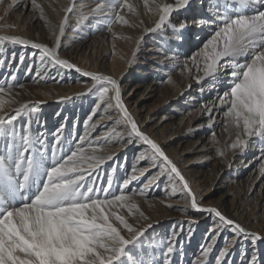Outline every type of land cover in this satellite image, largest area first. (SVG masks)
<instances>
[{
	"label": "snow or ice",
	"instance_id": "snow-or-ice-1",
	"mask_svg": "<svg viewBox=\"0 0 264 264\" xmlns=\"http://www.w3.org/2000/svg\"><path fill=\"white\" fill-rule=\"evenodd\" d=\"M191 3L192 0L171 3L143 0V7L156 17L154 27L146 31L156 32L166 26L171 29L166 41L169 47L162 51L164 60L175 64L178 56L173 41H184L185 31L192 25L210 30V35L200 41L202 46L198 51L188 57L193 67L185 63L183 68L189 74L195 69L194 79L201 92L204 81L210 79L208 87L216 99L202 106L209 117L208 126L212 127L213 110L223 109L225 130L231 127L235 131L230 148L243 153L251 139L264 142V0H209V15H181L174 22L173 14L189 9ZM31 5L44 18V6L37 0H31ZM75 7L76 0H69L63 8L65 15L51 30L55 37L53 46L16 35H0V46L9 43L37 50L33 55L38 54L42 66L37 76L47 73L49 67H58L90 78L92 85L88 92L98 101L88 117L90 123L85 125L84 135L77 137V144L65 140L62 126L53 134L50 147L38 119L37 130H33L32 114L38 108L27 103L11 107L16 104L13 84L0 83V264H173L175 254L182 256V249L176 243L177 233L153 246L154 250L160 249L157 259L154 251L142 250L141 238L152 224L134 226L130 222L138 217L149 219L134 198L146 196L160 177L168 181L173 195L179 189L182 197L189 199L191 209L215 217L208 242L191 264H210L219 235L226 229H231L233 239L225 240L214 264H230L232 250L241 237L249 241L252 249L249 252L247 246L242 247L243 264H264V255L258 248L264 242V234L249 231L218 208L201 204L181 169L139 126L124 102L119 81L111 75L82 70L61 57V39ZM125 10L139 15L130 0H102L91 9L90 15L103 17L111 31L112 24L134 26ZM87 19L89 15L82 14L77 24ZM11 80L15 81V76ZM167 82L172 83L170 75ZM110 112L112 115H108ZM97 113L102 114L93 124ZM21 117L27 118L17 124ZM105 118L112 119L111 126L100 125ZM97 125L105 131L92 136ZM113 142L142 144L137 161L147 162L144 168L134 164L133 175L123 179L115 191L111 177L101 187L94 176L106 160H114L115 154H103L104 146ZM219 154L224 155L223 151ZM260 158L264 160V149ZM153 168L156 172L142 188L129 189L131 181L138 179L136 173L145 174ZM260 170L264 172V163H260Z\"/></svg>",
	"mask_w": 264,
	"mask_h": 264
},
{
	"label": "rangeland",
	"instance_id": "rangeland-1",
	"mask_svg": "<svg viewBox=\"0 0 264 264\" xmlns=\"http://www.w3.org/2000/svg\"><path fill=\"white\" fill-rule=\"evenodd\" d=\"M80 1L76 0V4L79 3ZM198 1L200 0H192V3L189 9H193L197 5L201 6L200 5L201 3L198 4ZM37 3L42 4L43 6H47L46 8H48V10L51 9L53 12V15L56 18L59 17L58 14L60 13H59L58 3H55L53 0H47V1L37 0ZM134 4L136 5V8L141 14V16L146 15V14L148 15L147 10L143 7V0H136L134 1ZM186 11L187 10H181L178 13H174L173 21L176 22L181 15H189V16L193 14L202 15V16L206 15L203 13L204 10L201 11L202 13L199 12L198 10H196L198 13L195 11H193L192 13H186ZM39 12H40L39 9L32 7L31 0H22L20 4L17 7H15V9L13 10V15L15 14L21 15L22 21L27 23L28 28L34 30V29L41 28L39 26V23L36 20L31 19L33 18L34 15L35 16L38 15ZM124 14L135 25H138L139 23H142L141 21H143V18H141V16L129 14L127 10H125ZM99 20L102 21V19H99ZM147 20L150 21L152 19L147 18ZM88 21L89 19L81 23V26H83L84 32H80L78 35L79 37H75V39H72V43H70L71 45L69 46L67 45L65 48L60 49V52L63 53V57L75 63L77 61V57L74 58L75 55L77 54L75 53V50L79 49L78 54L83 53L84 54L83 56H85L88 61L90 60L92 62H98L99 64L102 61H105L104 63L102 62L104 65H108L109 67L110 66L118 67V63H115V65L112 64L113 54L111 50H114L113 47H118L117 45L119 44V42L114 41L113 38H111L112 31L108 30V22H107V25H104L105 22L103 21L99 23L103 25L104 29L98 28L99 30H95V32H91L84 25V23L89 25L90 22ZM72 24H75V26ZM70 25L71 27L73 26L74 28L77 27V29L81 27V26L79 27L80 24L78 25L77 22L75 21H71ZM114 25L115 24H112L111 28ZM130 28L134 30L132 27ZM189 28L191 29V31L189 33L190 35L188 36V40H186V42L189 41V44L186 43L185 48H184L185 50L177 54V55H180L178 57V60L176 61V62H179L177 63L178 68L183 66L181 62H184V63L188 62L189 60L188 57L194 54L196 51H198L197 48L202 46L200 41L204 40V39H201V40L196 39L197 35L195 34V31L197 33L198 30H196L197 28L194 25L190 26ZM66 29L67 28H65V34L61 39V42L64 44H66L65 42L66 38L68 39V36L66 35L67 33ZM130 30L128 31L126 30V31L129 32ZM126 31L125 33L127 34ZM163 31L165 33L164 35L167 36V34H170L171 29L167 28L166 26L165 29L156 31L153 34L143 35L141 39L142 46L132 54V56L129 58V61L125 60L128 63V69L121 77V80H120L121 87L125 86L126 94H128L130 98L133 97L131 98V105L133 108H135L138 111V113H140L141 119L146 123L145 127H147V129H153V130L155 129V131L157 130L161 138L164 135V134L163 135L161 134L162 131H165V133L171 136L169 138L170 140L167 139L166 142L164 143L165 148L168 151H173L172 156L176 158L178 167L184 172V174L186 175V179L190 178L196 181L198 180V182H201L204 188L202 192L206 191L205 186H207V188L209 187V190L207 191L208 193L204 196L203 200L206 203L211 204L212 207L218 208V206H221L225 212L224 213L225 215H227L226 213L233 215L235 213V205L237 203V197L234 198L236 194L235 192L236 187L234 186L236 185V183H238V181H240L239 182L240 184H238V186L240 185L241 189L243 190V197L241 196V199L243 201H247V204L249 207H253V212L255 210L259 214H262V217L259 222L260 226L255 230L256 232L264 234V172H261L260 170V163H264V160H261L260 156L258 157L261 149H264V142H262L259 139H256L257 141L255 142V139H254L251 142H249L248 148L245 152L241 153L240 151H236L234 155L232 156H231V153H227L226 155L225 154L226 151L228 150L232 151V149L230 148V144L235 140V131L231 127H229L227 131L225 130V124H224L225 118L223 117V114H222L223 109H221L219 112L214 113V119L211 121L212 127H208L209 117L204 111V113L201 114V116L197 119H198V123L204 126V128L205 127H208V128L204 132L196 129L195 131H192L191 133V126L188 127V120H185L184 122H182L180 120L182 113L180 112L178 113L174 111L173 108L178 103L180 104L182 101H185L184 99H186L187 96L192 94V91H190L189 89L184 90L182 94L178 96L177 99L168 100L169 96L173 95L174 90L173 88H167V89L165 88L164 84L162 83L164 81V77L159 74L160 71L158 68L150 69L149 72L151 74L147 75V78L145 79V81L138 79V78H133V75H135L134 70L136 71L137 66L140 65V64H136L137 61L139 60L145 61L143 66L145 68L150 67L149 63L151 62V60L146 59L145 56L148 54V48H150L155 42V38L157 34H161ZM133 33H134L133 31L129 32L128 35L131 36ZM209 35L210 33L208 32L206 36H209ZM129 36L126 37L125 39L127 40ZM164 39H167V37H164ZM121 40H123V38H121ZM120 43L124 44L122 42ZM75 45H78V46H75ZM95 47H96V52H93ZM107 50L109 51V54H107L106 52ZM105 52L107 55L105 54L106 56L103 58V54ZM20 53H21L20 51L17 52L15 56L17 57V60L13 59V62H15V64H13V67L18 65L17 62L20 60L19 59ZM162 53L163 52L159 54H162ZM0 60H1L0 77L1 79H5L3 83H5L6 81L9 83L10 81H12L11 74L5 73L3 69H5L4 67L7 68L8 66H10L11 64L10 61L12 60V53L10 52L5 58H2V59L0 58ZM165 62H172V61L165 60ZM28 65L29 63H27V67ZM34 69H36V67ZM65 70H68V69H65ZM69 71L72 74V78L70 79L71 81L68 80L66 82H63V84L64 85H68V84L75 85L78 80L76 79L74 80V77L77 76V78H80L78 77L79 72H76L75 70H69ZM172 72L173 74L174 73L177 74L178 69L176 68ZM24 74L21 73L19 77L15 79V81H12L13 88H15L13 92L19 91L17 95V100H16L18 103H16L15 105L24 101L23 99L25 95H22L20 92H23L26 89L30 90L32 88V85L34 84V82H32L31 79L25 78ZM185 79L186 78H181L179 80V85L180 83L182 85H185L186 84ZM128 82H130L131 84L134 82H138L141 84V86L136 87L134 90H132L133 87ZM209 83H210V79H206L204 81V87L207 84L209 85ZM20 85H24V86L20 87ZM191 87L192 89H196L195 93L197 92L198 89H200V86L197 84ZM222 90H223V87H221V91ZM203 92H205L204 93L205 98L202 97L201 103H205L209 101L212 90L209 89V87L207 86ZM90 96L92 97V94H90ZM137 99L139 100L136 101ZM94 101L89 102V105L85 103L82 104L81 109L86 108V111L81 110L80 114L78 115V121H77L78 124L83 125V123L85 122L87 118L88 112L93 108V104L95 103ZM182 110H184V108ZM48 111H52V115L49 118L51 117L56 118V114L58 113L56 109L48 110ZM48 111L45 114L46 120H47V117L49 116ZM77 111H78V107H77ZM74 114L75 112L73 111L72 115L70 114L69 117L68 116L66 117V115H64L63 113L57 117V119L61 118L62 116H63V119L67 118L66 123L68 124V129L65 131V135H67L68 138H71L73 135L72 134L73 132L72 129L74 127L73 123L74 122L76 123L75 121L76 118ZM26 118L27 117H21V120L19 119L17 121V124L21 123ZM45 118H43L42 116L40 117L41 120L39 119V121L43 124ZM57 122L58 123L55 124L54 126L52 124L56 122L54 120L53 122H51V126L49 127V132H53L55 128L59 126L58 124L61 122V120H57ZM213 132L215 133V138L213 137ZM51 136L52 137L49 143L53 145L54 136L53 134ZM77 141H78L77 137L74 136V140L72 141L73 144H75ZM162 141H165V139H162L161 142ZM138 144L139 143H133V148H131L130 150H127V152L126 150L125 151L122 150L121 153H119L120 155L118 157L119 159L118 165L120 167L119 168L120 176H119V183H118L119 186L117 188L120 187V184L123 181V178L126 176L127 173L130 172L132 168L133 161L135 160L137 151H138V149H134V148H137ZM257 148L259 150H257ZM215 150H216V153L214 154V156L216 155L219 158L217 164H214L215 159L208 160L207 159L208 157L204 156V154L206 153L209 154V152L210 154H212V152L214 153ZM236 150H239V149H236ZM221 151H223L224 153L223 156L219 154ZM188 163L191 164L189 165V167H187ZM226 165H228L227 170L222 171L220 175L217 177L216 173L219 172V168L221 167L222 169L226 168L227 167ZM238 166H239L238 168L239 171H241L240 172L241 175L234 177L233 169ZM152 171L153 170H151V172H149L147 176H150ZM109 173H110V168L107 167V170L104 174L105 176L103 177L102 181H100V178L98 176L96 177L97 183L99 186L102 187L105 185L106 180L109 177ZM163 180L160 181L157 188L156 186L152 187V190H151L152 192L149 194V196H144V197L148 198L149 200L154 199V198L158 199L159 197H163L161 199L165 200L164 197L166 193H168L169 190L167 189L165 193L162 192V190H164V182L166 181V179L164 178ZM129 186H130L129 189H134L135 183H132ZM136 187L138 189L139 185H137ZM160 190L161 192H158ZM166 198H167V195H166ZM233 199L236 201H233ZM181 210L182 209L180 206L172 207V210H171L172 212H170L171 214L167 216L165 214H159L160 211L156 213L153 209H147L145 216L149 217L148 220L137 219V220L132 221L134 223V226H141V225H146L149 223L152 224V228L147 229V231L145 232V235L141 238V240L143 241L142 250H144V252L148 253V248H149L150 243L153 244V246L157 245L156 239L159 240L160 242L161 239L170 238L173 232L176 233L181 228L179 235L176 238V243L178 247L182 249V256H180L179 254H175V259L173 258V264H191L193 259H195V257L199 254V252H201V247L205 244V241L203 244H202V241L205 238L206 232L210 231L209 229H210V225L213 222L212 221L213 219L211 215L209 214L207 217L202 218L204 215V213L202 212L193 211L192 213L185 215L181 212ZM172 220L174 221V223H171ZM255 221L256 220L254 219L253 222ZM249 222H252V219ZM198 223H202L201 225L198 226L199 227L198 231L200 232L198 233L199 238H195V241L191 240L189 244H186L188 242L189 235H191V233L188 232L189 228ZM242 225L244 226L243 223ZM231 234H233L231 231L224 232L221 234V238L218 241L217 245L215 246L214 252L210 256V264H214L216 253L222 248L223 244L225 243V240H228ZM208 238L209 236H207L205 240L208 241ZM241 239L243 238L241 237ZM194 242H195V249L193 250L191 249V245ZM245 242H246V246H249L248 249L250 250V252L252 250L250 247L251 245L249 244V241L246 239H243V242L241 244L239 245L236 244L238 246V250L235 255V258H237V260L242 257L241 256L242 247H243V243ZM258 248H259L260 254L264 255L263 254L264 242H260L258 244ZM156 258L159 259L160 256H156ZM241 263L242 261L239 262L238 264H241Z\"/></svg>",
	"mask_w": 264,
	"mask_h": 264
},
{
	"label": "bare ground",
	"instance_id": "bare-ground-1",
	"mask_svg": "<svg viewBox=\"0 0 264 264\" xmlns=\"http://www.w3.org/2000/svg\"><path fill=\"white\" fill-rule=\"evenodd\" d=\"M21 1L22 0H16V3L14 5L12 4V0H2V2H0V35H16V36H20L22 38L29 39L33 42H40V43L48 44L49 46H53V42L55 40V37L52 35L51 30L55 25L59 24L62 17L65 15V13L63 12V8L69 4V0H53L55 3H58L59 13H60V14H58L59 15L58 18H56L53 15V12L51 9L48 10V8H46L47 6H44V13H43L44 18L41 17L40 12L38 13V15H36V16L34 15L33 18H31L32 20H36L39 23V26L41 27L39 29H34V30L28 28L27 23L22 21L21 15H18V14L13 15V10L15 9V7H17L20 4ZM77 1H80V0H77ZM134 1H136V0H130V2L133 4H134ZM100 2H102V0H81L79 3L76 4V7H75L76 10L74 9V12L69 14V23L66 26V28H67L66 29V32H67L66 35L68 36V39L66 38V41H65L66 44L61 42L60 49L65 48L67 45L68 46L71 45L70 43H72V39H75V37H79L78 35L80 32H84L83 26H81V24L79 25V27L81 26L79 29H77V27H75V28L73 26L71 27V25H70L71 21L77 22L82 14L83 15H89V21L88 22H90V24L87 25L86 23H84V25L91 32H95V30H99L98 28H100V29L103 28V25L99 24L102 21L105 22L104 25H107V21H105L103 17L90 15L91 9H93L96 6V4L100 3ZM168 2L171 3V2H173V0H168ZM198 4H200L201 6L197 5L193 9H187L186 13H192L193 11L197 12L196 10L201 12L202 10H204L203 13L206 14L205 16L209 15V13L207 11V9L209 7V0H200V1H198ZM205 8H206V10H205ZM139 16H141L140 13H139ZM141 18H143V21H142V23H139L138 25H135L132 23L134 26H127L126 27V25L115 24L111 28L112 29L111 30L112 31V37L111 38H113L114 41L119 42V44L117 45L118 47H113L114 50H111V52L113 54L112 64L115 65V63H118V67H114V66L109 67L108 65H104L103 63L105 61H102L103 63L101 62L100 64L98 62H92L90 60L88 61L86 59V57L83 56L84 55L83 53L78 54L79 49L75 50V53H77L74 57V58L77 57V61L75 62V64H77V66L80 67L82 70L100 72V73H103L106 75H111L119 81L120 86H121V81H120L121 77L128 69V63L125 60L129 61V58L132 56V54L142 46L141 38L143 37L144 34L150 35V34L154 33V32H147L146 29L152 28V26L154 25V21H155L156 17L153 16L152 14L148 13V15L147 14L143 15V16H141ZM147 18H151L152 20L149 21V20H147ZM99 19H102V21H100ZM72 25L75 26V24H72ZM130 27H132L134 30H132ZM126 30L127 31L130 30L129 32L133 31L134 33L131 36H129L128 35L129 32H127ZM196 30H198V31H197V33L195 31V34L197 36H199L200 40L204 39L208 32L210 33V30L208 28H205V29L203 28L200 30L196 29ZM125 31L127 32V34L125 33ZM190 31H191L190 28H188L185 31L186 39L184 41H182L180 43H177L175 41L172 42V47H173L176 54H179V52L180 53L183 52L185 50L184 48H185L186 43L189 44V41L186 42V40H188V36L190 35L189 34ZM164 34H165L164 31L161 34H157V36L155 38V42L153 43V45L150 48H148V54L145 57H146V59L151 60V62L149 63L150 67L145 68L143 66L145 61H140V60L137 61L136 64H140V65L137 66L136 71L134 70L135 75H133V78H138V79L145 81V79L147 78V75L151 74L149 72V70L158 68L160 71L159 74L164 77V81L162 83L164 84L165 88L166 89L167 88H173V90H174L173 95L169 96L168 100L177 99L178 96L180 94H182V92L184 90L189 89L190 91H192V94H190L186 98L188 101L186 99H184L185 101H182L180 104L178 103L177 105H175L173 110L178 112V113L179 112L182 113V115L180 117V120L182 122H184L185 120H188V127L191 126V133H192V131H195L196 129L204 132L209 126L204 128V126H202L200 123H198L197 118H199L201 116V114L204 113V108L202 106L204 104L209 103L210 100H214L216 98L211 93L209 101H207L205 103H201L202 97H204L205 92H201L200 89H198L197 92L195 93L196 89H192V87H189V85L195 86L197 84L196 80L194 79V76L197 74L195 72V69H193L192 74H189L187 72V70L183 68V66L178 68L177 63H179V62H176L175 64H173V62H165V60H164L165 52L162 51V49H167L169 47V44L166 43L167 39H164V37H167V36H165ZM192 34H194V33H192ZM116 36H118V37H116ZM128 36H129V38L126 40L125 38ZM197 36H196V39H197ZM121 38H123V40H121ZM120 42H122L124 44H121ZM75 46H78V45H75ZM109 49H111V48H109ZM19 51L21 52L20 58H19L20 60L17 62L18 65L13 67V64H15V62H13V59L17 60V57H15V56H16L17 52H19ZM10 52L12 53V60L10 61V63H11L10 66H8L7 68L4 67L5 69H3V70L5 71V73H7V74L10 73L11 76H15V79L17 77H19V75L21 73L22 74L25 73L24 77L29 78V79H31L32 82H34V84L32 85V88L30 90L26 89L23 92H20L22 95H25L24 99H23L24 101L20 102L17 105L14 104L15 106L11 105V107H18L20 104L27 103L31 107L36 106L38 108V111L36 113L32 114L33 130L34 131L37 130L36 120L37 119L39 120L40 117H42V116H43V118H45V114L48 110L56 109V111H58V113L56 114V118H53V117L49 118L52 115V111H48L49 116L47 117V120H49L50 122L47 121L45 118L44 122H43V129H41V130L46 131L48 143L51 140V137H52L51 135L54 134L59 128H61L63 126L65 140L72 145L77 144L78 141L75 144H73V142H72L74 140V136L79 137V136L84 135L85 125L90 123L88 120V117L92 114V111L94 110L95 103L98 102L97 98L92 93L88 92V89L92 85L90 78L84 77L79 72L78 77H80V78H77V76H75L76 78L74 77V80L75 79L78 80L75 85H71V84L64 85L63 82H66L72 78V74L70 73L69 70H65V69L58 68V67L57 68L49 67L47 73H42L41 76L36 75L37 71H40L41 67H42L40 64V61H39L38 54L33 55V53L37 52V50L32 49L30 46L26 47V46H22V45H11L9 43H5L3 46H0V58L1 59L5 58ZM93 52H96V47L94 48ZM106 52H107V54H109L108 50ZM106 52L103 54V58L107 55ZM161 52H163V53L159 54ZM168 54L171 55V53H168ZM60 55L62 58H64L63 53L60 52ZM177 56L179 57L180 55H177ZM21 58H23V59H21ZM161 61H163L162 64L160 63ZM0 62H1V60H0ZM27 63H29L30 66L28 65V67H27ZM181 63H182V65L185 64L184 62H181ZM187 64L189 67H193L190 60H188ZM35 67H36V69H34ZM176 68L178 69V73L173 74L172 71ZM29 69H31V70L29 71ZM0 71H1V68H0ZM20 71H21V73H20ZM199 74L203 75L202 72ZM169 75L171 76L172 83L167 82V77ZM181 78H186L185 79V81H186L185 85H182L181 83L179 85V80ZM3 81H5V79H1V77H0V83H3ZM9 83H12V81H10ZM128 83H130V82H128ZM130 85L133 87L132 90H134L136 87L141 86V84L138 82H134L132 84L130 83ZM207 86H208V84L204 87V90ZM14 89L15 88H12V92ZM125 90H126L125 86H122L121 91H122V96H123L124 102H125L126 106L128 107L129 111L135 117V119H136L137 123L139 124V126L141 127V129L144 132H146L157 143H159L161 145V147L164 149V151L166 152V154L177 164L176 158H174L172 156L173 151H168L164 145L166 140L169 139L171 136H169L167 133H165V131H162L161 134L162 135L164 134V135L161 138L159 136L157 130L155 131V129L154 130L153 129H147V127H145L146 123L141 119L140 113H138V111L135 108H133L131 105V98H133V97L130 98V96L128 94H126ZM18 93H19V91L13 92L15 100H17ZM84 93H87V94H84ZM90 94H92V97L90 96ZM5 99H8V97H5ZM138 100L139 99H137L136 101H138ZM92 101H94L95 103L93 104V108L88 112L85 122L83 123V125L78 124L77 123L78 115L80 114L81 110L86 111V108L81 109L82 104L85 103V104L89 105V102H92ZM40 102H42V103H40ZM16 103H18V102L16 101ZM77 107H78V111H77ZM183 108H184V110H182ZM75 109H76V111H75ZM73 111L75 112L74 116L76 118L75 119L76 123L75 122L73 123L74 127L72 129L73 130L72 137L68 138L67 135H65V131L68 129V124L66 123L67 118L63 119V116H62L61 118L57 119V117L59 115H61L62 113L64 115H66V117L67 116L69 117L70 114L72 115ZM215 112L216 111H214V113ZM101 114L102 113H97V116L93 117V120L91 123L94 124L96 119ZM108 115H112V113L110 112ZM115 118L116 117L113 115L112 119H115ZM19 119L21 120V118H19ZM112 119L105 118L104 120L100 121V125L111 126L112 125ZM53 120L56 122V123L52 124L53 126L59 122V121L57 122V120H61V122L58 124L59 126H57L53 132H49V127L51 126V122H53ZM104 131H105L104 128L97 125L95 128V131L92 132V136H96L98 133H103ZM162 139H165V141L161 142ZM254 139L256 142L257 138H253L249 142H251ZM49 146L51 147L52 145L49 143ZM137 146H138L137 148H134V149H138V151H137L136 158L133 161V165L136 164L137 167H140V168L147 167L146 161H137V157L140 154L142 148L144 147L142 144H138ZM66 147H67V145H65V148ZM212 147H214V146H212ZM131 148H133V144H119L118 145L114 142L106 144L104 146L103 154L104 155L115 154V158H114V160H106V162L100 167V169L97 171V173H94L95 178L98 176L100 178V181H102L103 177L105 176L104 174L107 170V167H109L110 168L109 177H111L113 179V182H114L113 183V191H115L117 189V187L119 186L118 185L119 176H120L119 175V168L120 167L118 165V161H119L118 157L120 155L119 153H121L122 150H124V151L126 150V152H127V150H130ZM255 150H256V148H255ZM257 150H259V149L257 148ZM236 151H240V150H232V151L228 150V151H226L225 154L227 155V153H231V156H232V155H234V153ZM215 153H216V150L214 153L212 152V154H210V152H209V154L206 153V154H204V156L205 157L207 156L208 160L209 159H215L214 164H217L219 158L216 155L214 156ZM259 156H260V154L258 155V157ZM242 161H243V159H242ZM107 165H109V166H107ZM189 165H191V164L188 163L187 167H189ZM177 166H178V164H177ZM226 166L227 167L223 168V169H222V167L219 168V172L216 173L217 177L220 175V173L222 171L227 170L228 165H226ZM113 168H115L114 173L112 172ZM238 168H239V166L235 167L233 169V176L234 177L241 175L240 174L241 171H239ZM151 170H153V171L150 174V176L156 172V170H154V168ZM151 170L149 172H151ZM148 173H145V174L136 173L135 174L138 176V179L132 180L130 183V184L135 183L134 189H137V187H136L137 185H139L138 189H140L144 186L147 179L150 177V176H147ZM182 173L186 177V175L184 174L183 171H182ZM124 174H125V172H124ZM131 175H133V173L130 170V172L127 173L123 179H125L126 177L131 176ZM146 176H147V178H146ZM90 179H91V177H90ZM163 179H164V177H160L153 185H151L146 196H149V194L152 192L151 191L152 187L156 186V188H157L160 181H162ZM187 180L190 182V186L192 187L193 191H195L198 194V197L200 198L201 204L204 207L211 206V204L206 203L203 200L204 196L208 193L207 191L209 190V187L207 188V186H205L206 191L202 192V190L204 188H203V184L201 182H198V180L196 181V180H193L190 178H187ZM165 182H164V190H162V192L165 193V191L167 189L169 190L168 193H166L167 198H166V195L164 197L165 200L161 199L163 197H159L158 199L154 198V199H150V200L148 198L141 197V196H136L134 198L139 203L140 209H141V211L144 212V214H146L147 209H153L156 213L160 211L159 214H165V215L169 216L171 214L170 212H172L171 211L172 207H175V206H180L182 209L181 212L185 215L190 214L193 211L197 212L196 210L191 209L189 199L182 197V194L179 192V189H177V193L175 195H173L170 184L168 183V181L166 183ZM239 182L240 181H238V183H236V185L234 186V187H236V190H235L236 194H235L234 198L237 197V203L235 205V213L233 215L228 214V213H226V214L228 215L229 218H232L239 223L241 222L240 224L243 223L244 227L246 229H248L249 231L256 232L255 229H257L260 226L259 222H260V219L262 217V214H259L255 210L253 212V207H249L247 204V201H243L241 199V196L243 197V190L241 189L240 185H239L240 187L238 186V184H240ZM128 187L130 188V186H128ZM158 192H161V190ZM233 201H236V200L233 199ZM167 205H172V207H168ZM184 209H186L187 211H184ZM218 209L222 213H225L221 206H218ZM207 216H208V214L204 213L202 218H205ZM211 217L213 219L212 220L213 222L210 225V229H209L210 231L213 229L214 223H215V217H213V216H211ZM137 219H144V218L138 217L135 220H137ZM251 219H252V222H249ZM254 219L256 220L255 222H253ZM132 221L133 220L130 219V222H132ZM171 223H174V221L172 220ZM201 224L202 223H198L196 225L191 226L190 228L188 227L189 228L188 232H190L191 235H189V237H188L189 239H188V242L186 244H189L191 242V240L195 241V238H199L198 233H200V232L198 231V229H199L198 226ZM180 230H181V228L178 230V232H176L178 235H179ZM210 231L206 232L205 238L207 236H209ZM228 231H231V229H226L222 233L228 232ZM221 234L219 235V240L221 238ZM205 238L203 239L202 244L204 243V241H205V244L208 242L207 240H205ZM232 239H233V234H231L229 236L228 240H232ZM243 239L240 238V241L237 242V245L241 244L243 242ZM156 242H157L156 244H159L158 243L159 240L156 239ZM237 245L232 250V254L230 257V264H238L241 261H242L241 264H243V256L242 255H241L242 257L238 260H237V258H235V255H236L237 250H238ZM223 246H224V244H223ZM243 246H246V242L243 243ZM248 247L249 246H247V248ZM191 249H193V250L195 249V242L191 245ZM153 251H154L155 256H160V249L156 248L154 250L153 244L150 243L149 248H148V253H153ZM248 251L250 252L249 249H248ZM263 254H264V251H263ZM199 255H200V252L195 257V259ZM173 258L175 259V255ZM195 259H193V261Z\"/></svg>",
	"mask_w": 264,
	"mask_h": 264
}]
</instances>
